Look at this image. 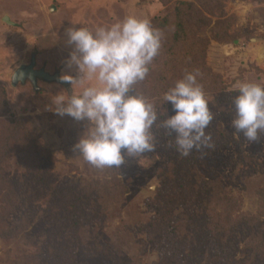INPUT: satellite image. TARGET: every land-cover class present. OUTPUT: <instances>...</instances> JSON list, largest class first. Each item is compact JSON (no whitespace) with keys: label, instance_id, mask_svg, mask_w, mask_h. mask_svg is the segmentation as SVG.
<instances>
[{"label":"rangeland","instance_id":"rangeland-1","mask_svg":"<svg viewBox=\"0 0 264 264\" xmlns=\"http://www.w3.org/2000/svg\"><path fill=\"white\" fill-rule=\"evenodd\" d=\"M128 16L164 33L137 89L171 115L163 92L199 71L214 114L206 129L214 148L181 157L174 136L159 129L153 152L126 158L119 168L97 169L74 151L86 122L56 114L52 100L95 82L78 87L61 79L77 76L67 66L66 29L94 30ZM33 58L34 69L58 73L65 84L12 85L14 72ZM241 82L264 87V0H0V183L10 187L0 188V264H192L186 255L194 251H204L201 263L210 264L219 244L203 248L198 231L187 235L197 217L160 189L190 173L209 199L206 217L231 235L220 242L229 257L246 262L255 248L262 255L254 264H264V132L249 142L231 126ZM56 186H71L72 200H60Z\"/></svg>","mask_w":264,"mask_h":264},{"label":"clouds","instance_id":"clouds-1","mask_svg":"<svg viewBox=\"0 0 264 264\" xmlns=\"http://www.w3.org/2000/svg\"><path fill=\"white\" fill-rule=\"evenodd\" d=\"M66 36L72 49L67 66H74L77 76L61 79L78 87L95 83L78 95H56L52 110L86 122L74 145L86 163L97 169L119 168L126 158L153 152L159 129L174 136L175 151L181 157L214 148L213 137L206 132L214 114L198 82L199 71L186 72L163 92L161 102L170 104L171 115L166 108L158 112V98L148 99L137 89L148 77L164 39V33L148 19L128 16L94 30L73 25L66 29ZM233 105L232 128L256 142L264 132V87L239 83Z\"/></svg>","mask_w":264,"mask_h":264},{"label":"trees","instance_id":"trees-1","mask_svg":"<svg viewBox=\"0 0 264 264\" xmlns=\"http://www.w3.org/2000/svg\"><path fill=\"white\" fill-rule=\"evenodd\" d=\"M182 14H183L182 11H177L176 16H175L176 20L180 24V26H178L180 29H181V15ZM178 27H177V30H178ZM176 35H177V33H176ZM15 125L19 126L17 123H15ZM14 130H16L15 126H14ZM186 162H187V166L191 167L190 169L193 170L190 163L188 161H186ZM192 174L193 173H190L188 176L186 174L183 176L180 174L175 175L173 180H172V182L175 186H172V187L168 186L169 187L168 191H165L166 187L164 185H161V187H160V189L164 190V193L162 196L164 199L170 198V200H172V201H179V203L183 209H185L190 214H192V216L197 217L195 219L197 225L196 224L194 225V223H193L191 230L190 229L187 230V235H189V232L190 231L192 232L193 229L198 231L199 233L197 235L200 234L203 237V239L200 240L201 243L198 242V245L202 246L203 248H205V246H207L211 240L213 241V243L217 242L219 244L218 249L216 250L215 254H211L212 255L211 259H209L210 264H254L255 261H257L256 259L260 258L262 255V251H260L259 249H255V248L252 249V251L256 250L254 252V255L256 257H254L253 259H250L248 261L244 260L246 262H242L243 260L235 257L233 254L231 255V257H229L228 252L226 251L227 249L225 247L222 248L220 242L225 240V238L230 240L231 235L226 236V234H225L226 232H225L224 227H222L221 225L212 223L213 221L210 218V215L206 217V212H207V209L210 205L209 199L206 197L207 196V195H205L206 193L203 192V186L201 184L202 181L198 184L197 178L195 177V174L193 175V179H192V177H189ZM191 179H192V181H191ZM190 182H192V183H190ZM8 185L9 184L7 181H3L2 183H0V188L6 187ZM204 187H207V184H205ZM9 188L10 187L8 186L5 188V190L8 191ZM54 188H55V192H57V196L60 200L62 199V196H66L68 199H71L74 197V193H73L71 186L70 187L67 186L65 188H60V187L56 186ZM212 189H213L212 191H214L216 188L212 187ZM69 191L71 192V194L69 193ZM9 192H11V191H9ZM188 192L193 193L194 194V195H192L193 197L191 196V194L188 195L187 194ZM76 198H78V197H76ZM73 207H74V205H73ZM174 224H176V222H174ZM177 224L180 225L181 223L178 221ZM253 226L254 225H251V227H253ZM13 230H15V227L13 228ZM255 230L258 231L259 229L256 228ZM172 232L174 233L175 230H173ZM186 236L184 237V239L186 238ZM172 239H173V237H172ZM106 240H107V242H110V240L108 238ZM167 247H169L170 249L173 248L170 244L167 245ZM203 252L202 251H200V252L194 251L192 255L187 254L186 255L187 261L191 262L192 264L204 263V262H202V260H203L202 253ZM197 260H199V262Z\"/></svg>","mask_w":264,"mask_h":264},{"label":"water","instance_id":"water-1","mask_svg":"<svg viewBox=\"0 0 264 264\" xmlns=\"http://www.w3.org/2000/svg\"><path fill=\"white\" fill-rule=\"evenodd\" d=\"M35 66V59H31L29 65L21 66L18 68L11 77L12 85H16L18 82L24 84L28 81L34 90L37 89L36 82L38 80L44 82H58L61 84H65L62 80H60L59 74L55 73L53 75H49L44 71V69L36 70L34 69Z\"/></svg>","mask_w":264,"mask_h":264}]
</instances>
